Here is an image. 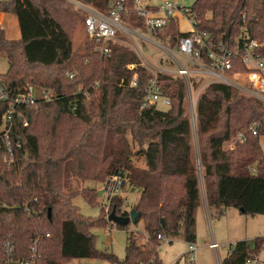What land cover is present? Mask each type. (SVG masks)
Listing matches in <instances>:
<instances>
[{
    "label": "trees",
    "instance_id": "trees-1",
    "mask_svg": "<svg viewBox=\"0 0 264 264\" xmlns=\"http://www.w3.org/2000/svg\"><path fill=\"white\" fill-rule=\"evenodd\" d=\"M81 1L108 10L112 0ZM192 10L199 21L197 27L212 33L216 41L244 32L258 39L264 52V0H196ZM0 11L14 13L21 31L19 39H9L0 25V55L5 54L9 63L0 79L14 92L34 84L54 93L51 101L24 107L29 124L18 128L23 152L12 167L0 166V264L7 258L3 246L8 240L15 245L16 258H28L37 240L40 264L79 259L163 264L158 235L170 241L177 236L187 243L197 241L201 175L208 207L216 217L229 207L264 215V150L260 142L264 123L258 134L249 130L264 118V105L257 99L224 83L205 87L197 103L200 171L182 79L175 83L159 79L161 92L171 99L170 107L151 104L142 108L140 99L146 93L150 71L140 64L128 69L139 58L117 43L109 56L102 57L87 32L84 52L76 50L78 22L85 27L87 15L71 2L0 0ZM165 32L179 34L173 21ZM135 73L138 82L131 86ZM8 106V101L0 100V123ZM240 132L247 134L245 141L229 147ZM129 136L141 145L135 152ZM133 156H143L147 167L135 165ZM69 162L83 181L99 183L118 175L128 179L131 190L139 191L133 207L140 214L134 223L142 221L143 230L129 232L123 258L96 248L91 228L111 223L103 211L87 216L74 203L82 194L96 204L98 191L94 188L65 191ZM110 203L117 214L129 215L118 194L112 195ZM130 224L115 225L128 230ZM262 249L264 236L253 242L239 240L222 264H247Z\"/></svg>",
    "mask_w": 264,
    "mask_h": 264
},
{
    "label": "built area",
    "instance_id": "built-area-1",
    "mask_svg": "<svg viewBox=\"0 0 264 264\" xmlns=\"http://www.w3.org/2000/svg\"><path fill=\"white\" fill-rule=\"evenodd\" d=\"M76 9L84 12L85 30L102 57L112 53L113 45L120 44L132 50L139 58L138 63H129L128 69L138 64L151 73L146 93L140 99L141 107L156 104L160 108L171 106L169 96L161 92L159 79L170 83L182 79L186 88V100L190 109L193 130L197 129V103L200 94L211 83L227 84L241 93L257 99L264 105V52L258 39L250 38L247 33L229 40L216 41L209 31L199 29L198 19L192 6L181 5L179 0H160L158 3H144L143 0H112L108 10H102L91 3L81 0H67ZM186 18L190 29L183 31L179 20ZM244 20L246 15L243 14ZM174 22L178 35L165 32ZM243 69H239L237 65ZM74 77L75 73H68ZM138 73L134 74L131 86H136ZM99 85V82L96 83ZM54 93L43 87L29 86L14 92L0 79V100L8 101L9 106L1 116L0 123V166L12 167L23 152V143L18 137V128L28 126L29 120L24 107L38 106L39 101H51ZM264 118L254 122L249 130L258 134L263 129ZM247 134L240 132L229 142L233 148L243 143ZM250 170L256 171L255 166ZM118 176V175H116ZM119 179H122L118 176ZM114 180L116 184L117 180ZM123 180V179H122ZM158 238L163 240L162 235ZM221 246L212 241L210 247ZM7 258L4 264H40L37 240L31 247L28 258L14 257L15 245L6 241L3 246ZM197 245L188 243L187 263L195 264ZM250 258L247 264H253Z\"/></svg>",
    "mask_w": 264,
    "mask_h": 264
},
{
    "label": "rangeland",
    "instance_id": "rangeland-1",
    "mask_svg": "<svg viewBox=\"0 0 264 264\" xmlns=\"http://www.w3.org/2000/svg\"><path fill=\"white\" fill-rule=\"evenodd\" d=\"M160 0H143L144 3H158ZM196 0H179L181 5L191 7ZM4 12V11H0ZM14 14L12 12H8ZM0 20L5 22L0 16ZM181 30L187 31L190 29V24L186 18L179 20ZM74 47L80 52H84L87 44V35L84 27V23L79 21L75 32ZM9 68L6 55H0V73H4ZM31 86L37 85L32 84ZM52 91V90H51ZM53 92V91H52ZM187 102V110L190 113V109ZM193 149L195 162L198 169L201 171V152L200 142L198 138L197 129L193 130ZM128 142L131 144V149L135 152L140 149L139 142H134L132 137H127ZM261 145L264 150V135L260 138ZM134 163L140 168H146V160L143 156H133ZM116 175H109L104 182H94L92 180L83 181L78 178L73 170V164L71 162L66 164L65 172V184L64 189L67 192H80L86 188H94L95 193L98 191L97 203H89L82 194H78L74 198V203L79 206V210L87 216H97L100 210L103 211L105 217L108 220V216L112 212L111 197L114 194H118L124 199L123 208L130 211L135 209L133 206L139 198V191L131 190L128 184V179L117 180L114 184V180L117 179ZM201 190L202 194L205 192L204 181L201 175ZM109 221V220H108ZM110 225L107 227H92L91 230L95 233V246L100 250H107L115 253L119 258L125 256V246L127 243V237L130 231L143 230V223L139 224L131 223L128 230L119 229L113 222L110 221ZM197 232V252L195 264H221L224 257L233 248L234 244L239 240H248L253 242L258 236H264V215H252L244 213L238 208L229 207L221 217H216L215 211H210L207 216L204 210L198 214V223L196 226ZM147 236V235H146ZM144 238V242L147 238ZM175 238V239H174ZM173 238V242H170L169 238H164L157 246L159 250V256L162 259L163 264H175L176 260L183 255L188 249V243L182 239L181 236ZM221 244L218 250L209 247V244L214 240ZM170 242V243H169ZM254 258L253 264H264V249L259 255L252 256ZM67 264H109L105 261L94 259H79L71 261ZM181 264H188L186 257L181 259Z\"/></svg>",
    "mask_w": 264,
    "mask_h": 264
},
{
    "label": "crops",
    "instance_id": "crops-1",
    "mask_svg": "<svg viewBox=\"0 0 264 264\" xmlns=\"http://www.w3.org/2000/svg\"><path fill=\"white\" fill-rule=\"evenodd\" d=\"M0 16H2L3 20L5 21V22H3L0 20V25H1L2 29L4 30L5 36L9 39H19L21 37V31H20L18 17L15 14H10L8 12H0ZM202 210H204L206 212L207 216H209L210 209L208 207L205 192H204V194H202V201H201V204L198 208L197 223H198V214ZM215 240L216 239H214L213 241H215ZM170 242H173V239ZM209 247H210V244H209ZM218 249H216V250H218ZM187 251H188V249H187ZM187 251L176 260L175 264H181V259L184 256L186 257V261H187Z\"/></svg>",
    "mask_w": 264,
    "mask_h": 264
},
{
    "label": "water",
    "instance_id": "water-1",
    "mask_svg": "<svg viewBox=\"0 0 264 264\" xmlns=\"http://www.w3.org/2000/svg\"><path fill=\"white\" fill-rule=\"evenodd\" d=\"M240 211L245 213V209L241 208ZM51 213V210H49V216ZM139 212L136 211V209H132L129 213L128 216H124V215H119L116 213V209L113 208L112 212L110 213V215L108 216V220L113 222L114 224H128V223H134L137 219V217L139 216Z\"/></svg>",
    "mask_w": 264,
    "mask_h": 264
}]
</instances>
